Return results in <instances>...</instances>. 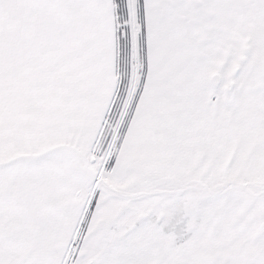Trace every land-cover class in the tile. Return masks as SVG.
<instances>
[{"label": "snow or ice", "instance_id": "1", "mask_svg": "<svg viewBox=\"0 0 264 264\" xmlns=\"http://www.w3.org/2000/svg\"><path fill=\"white\" fill-rule=\"evenodd\" d=\"M0 264H264V0H0Z\"/></svg>", "mask_w": 264, "mask_h": 264}]
</instances>
